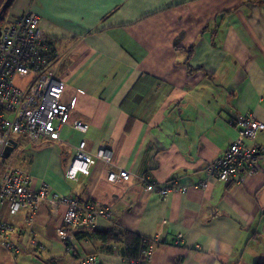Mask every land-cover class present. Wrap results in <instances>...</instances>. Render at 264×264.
<instances>
[{"label":"crops","instance_id":"1","mask_svg":"<svg viewBox=\"0 0 264 264\" xmlns=\"http://www.w3.org/2000/svg\"><path fill=\"white\" fill-rule=\"evenodd\" d=\"M28 9L55 52V76L65 82L60 103L69 112L58 139H13L0 174L15 159L29 188L46 183L110 207L95 229L158 239L148 264L264 262V160L257 173L198 185L236 138V115L264 123V0H12L0 30ZM75 120L87 130H76ZM81 140L92 153L106 147L112 155L74 181L65 171ZM245 145L264 146V129ZM107 167L130 179L109 181ZM137 177L187 189L161 197ZM26 215L0 205V221L14 226L10 237L20 246L16 253L0 246V264H74L88 254L99 264L128 263L118 250L59 239L62 208L40 205L34 241Z\"/></svg>","mask_w":264,"mask_h":264},{"label":"built area","instance_id":"2","mask_svg":"<svg viewBox=\"0 0 264 264\" xmlns=\"http://www.w3.org/2000/svg\"><path fill=\"white\" fill-rule=\"evenodd\" d=\"M55 52L39 29V17L30 9L23 12L13 22L0 30V163L2 153L10 139L26 144L35 143L44 138L58 139L66 123L69 107L60 103L65 82L55 76ZM30 77L25 87L14 84L15 78ZM237 136L222 157L205 167L207 179L198 185L202 189L208 186L207 180L229 181L238 176L241 170L254 174L262 170L260 162L264 160V146L249 149L245 140L251 139L264 129V123L247 115L238 114L234 118ZM53 123H56L53 125ZM72 126L85 132L87 126L75 120ZM112 152L100 147L92 153L86 148V141L81 140L75 147L72 159L65 175L76 181L79 175H87L93 160L110 163ZM107 179L128 181L130 173L124 169L107 167ZM148 192H156L166 197L173 191L185 192L187 185L178 182L157 184L146 177H137ZM30 179L25 171L7 164L0 174V205L7 204L9 212L15 214L25 210V223L28 225L31 241L34 216L42 203H47L53 211L63 209L62 225L56 235L64 241H71L72 231L81 228H96L100 218H110V207L92 201H81L75 195H60L46 184L41 183L37 189L29 188ZM14 226L0 221V246L13 251L20 250L10 235ZM182 234L177 235V240ZM151 244L144 251L140 260H128L127 264H148L151 253L158 239H151ZM67 251L74 255L71 244ZM74 264H99L96 255L88 254L78 258Z\"/></svg>","mask_w":264,"mask_h":264},{"label":"trees","instance_id":"3","mask_svg":"<svg viewBox=\"0 0 264 264\" xmlns=\"http://www.w3.org/2000/svg\"><path fill=\"white\" fill-rule=\"evenodd\" d=\"M6 162L2 160V163ZM73 239L77 241H90L98 246L100 252L119 254L128 260H140L144 251L151 244V239L142 237L136 233L126 230H97L95 228H81L71 232ZM158 242L155 243V246ZM255 264H264L257 262Z\"/></svg>","mask_w":264,"mask_h":264},{"label":"water","instance_id":"4","mask_svg":"<svg viewBox=\"0 0 264 264\" xmlns=\"http://www.w3.org/2000/svg\"><path fill=\"white\" fill-rule=\"evenodd\" d=\"M12 0H6L3 4L1 11H0V20L2 18V14L6 11V9L11 5ZM17 146V142L13 139L9 140V145H7L2 153V158L7 159L11 152L14 150V148Z\"/></svg>","mask_w":264,"mask_h":264},{"label":"rangeland","instance_id":"5","mask_svg":"<svg viewBox=\"0 0 264 264\" xmlns=\"http://www.w3.org/2000/svg\"><path fill=\"white\" fill-rule=\"evenodd\" d=\"M29 81H30V77L15 78L14 84L19 86V87H25ZM19 146L21 147V145H19ZM8 164L18 167V163H17V161H15V159L13 161H9Z\"/></svg>","mask_w":264,"mask_h":264}]
</instances>
